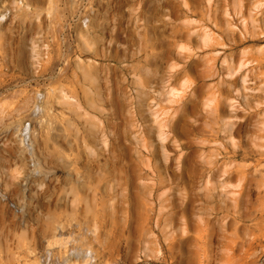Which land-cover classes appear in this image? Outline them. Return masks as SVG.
Segmentation results:
<instances>
[{
	"label": "rangeland",
	"instance_id": "obj_1",
	"mask_svg": "<svg viewBox=\"0 0 264 264\" xmlns=\"http://www.w3.org/2000/svg\"><path fill=\"white\" fill-rule=\"evenodd\" d=\"M0 264H264V0H0Z\"/></svg>",
	"mask_w": 264,
	"mask_h": 264
},
{
	"label": "bare ground",
	"instance_id": "obj_2",
	"mask_svg": "<svg viewBox=\"0 0 264 264\" xmlns=\"http://www.w3.org/2000/svg\"><path fill=\"white\" fill-rule=\"evenodd\" d=\"M85 260H88V259H85ZM87 263V262H86Z\"/></svg>",
	"mask_w": 264,
	"mask_h": 264
}]
</instances>
